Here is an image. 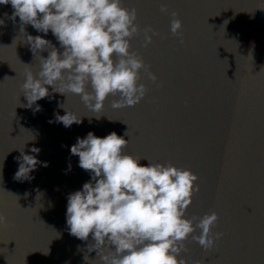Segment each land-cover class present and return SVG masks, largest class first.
<instances>
[{
  "label": "water",
  "instance_id": "water-1",
  "mask_svg": "<svg viewBox=\"0 0 264 264\" xmlns=\"http://www.w3.org/2000/svg\"><path fill=\"white\" fill-rule=\"evenodd\" d=\"M122 3L137 9L141 31L132 51L150 65L157 82L141 72L149 89L145 98L113 109L119 97L110 96L100 119L79 96L51 87V95L36 102L41 111L21 107L27 105L20 90L26 67L38 73L39 57L20 32L19 18L11 19V5H0V215L8 220L0 226V264H99L97 253L87 251L91 236L75 238L66 222L68 195L91 181L70 153L88 132L100 138L116 132L129 141L124 154L141 158L142 165L170 162L199 177L187 218L215 211L219 220L212 231L223 236L209 252L189 238L182 254L187 264H264V0ZM173 12L182 22L183 43L170 31ZM147 27L159 35L144 47ZM25 31L60 47L51 31L45 36L31 25ZM60 105L82 123H50L65 114ZM23 148L42 163L31 179L16 180Z\"/></svg>",
  "mask_w": 264,
  "mask_h": 264
},
{
  "label": "clouds",
  "instance_id": "clouds-1",
  "mask_svg": "<svg viewBox=\"0 0 264 264\" xmlns=\"http://www.w3.org/2000/svg\"><path fill=\"white\" fill-rule=\"evenodd\" d=\"M9 4L11 19L19 18L20 32L26 34V43L40 64L35 75L26 67L20 90L27 105L21 107L33 108L51 95V87L52 92L66 97L79 96L100 119L110 96L119 97L113 100V109L134 107L145 98L149 89L140 82L141 72L147 73L152 83L157 82L150 65L132 51L131 41L141 31L136 23L137 9L125 7L122 0H0V5ZM160 11L168 13L165 6ZM171 16L170 31L183 43L182 22L177 13ZM26 25L45 36L51 31L59 49L40 35H29ZM143 33L144 47L153 42L152 36L159 35L151 27ZM44 51L47 58L39 55ZM60 107L65 114H56L50 123L65 128L82 123L77 114ZM34 111H41L39 105ZM128 143L116 132L103 138L88 132L71 146V155L79 158L78 166L90 174L91 181L67 197L70 234L81 241L91 236L94 244L87 251L97 253L99 264H187L182 254L188 252L185 242L189 238L202 250L212 251L223 236L212 231L219 220L217 213L187 218L200 191L199 177L170 162L142 165L141 158L124 154ZM19 151L15 179L29 180L42 163L36 158L40 149H30L36 155L25 154L24 148ZM42 166L47 167V162ZM7 224V217L0 215V226ZM88 260L85 255L84 261Z\"/></svg>",
  "mask_w": 264,
  "mask_h": 264
}]
</instances>
